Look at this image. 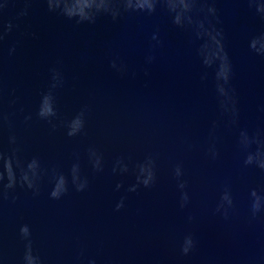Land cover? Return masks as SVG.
Instances as JSON below:
<instances>
[{"label": "water", "instance_id": "1", "mask_svg": "<svg viewBox=\"0 0 264 264\" xmlns=\"http://www.w3.org/2000/svg\"><path fill=\"white\" fill-rule=\"evenodd\" d=\"M0 264H264V0H0Z\"/></svg>", "mask_w": 264, "mask_h": 264}]
</instances>
